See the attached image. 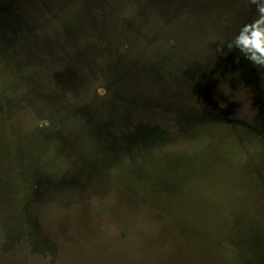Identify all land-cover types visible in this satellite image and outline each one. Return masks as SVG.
I'll return each mask as SVG.
<instances>
[{
    "label": "rangeland",
    "instance_id": "1",
    "mask_svg": "<svg viewBox=\"0 0 264 264\" xmlns=\"http://www.w3.org/2000/svg\"><path fill=\"white\" fill-rule=\"evenodd\" d=\"M257 30L264 0H0V264H264Z\"/></svg>",
    "mask_w": 264,
    "mask_h": 264
},
{
    "label": "clouds",
    "instance_id": "2",
    "mask_svg": "<svg viewBox=\"0 0 264 264\" xmlns=\"http://www.w3.org/2000/svg\"><path fill=\"white\" fill-rule=\"evenodd\" d=\"M246 42L249 46H254L259 54L264 55V30H257L255 36L248 38Z\"/></svg>",
    "mask_w": 264,
    "mask_h": 264
}]
</instances>
